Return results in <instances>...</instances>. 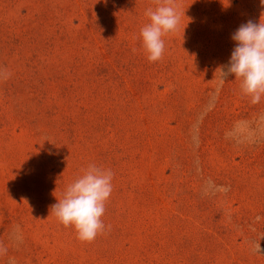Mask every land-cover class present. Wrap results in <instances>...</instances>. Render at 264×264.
<instances>
[{
	"label": "rangeland",
	"instance_id": "1",
	"mask_svg": "<svg viewBox=\"0 0 264 264\" xmlns=\"http://www.w3.org/2000/svg\"><path fill=\"white\" fill-rule=\"evenodd\" d=\"M156 0H0V264H264V95L219 68L260 0H176L162 59ZM95 164L105 229L50 214Z\"/></svg>",
	"mask_w": 264,
	"mask_h": 264
},
{
	"label": "clouds",
	"instance_id": "2",
	"mask_svg": "<svg viewBox=\"0 0 264 264\" xmlns=\"http://www.w3.org/2000/svg\"><path fill=\"white\" fill-rule=\"evenodd\" d=\"M156 2L155 9L146 11L148 22L140 30L142 48L150 63L162 59L164 37L175 32L180 22L176 0ZM260 4L264 7V0ZM231 40L235 46L228 63L218 69L220 83L234 77L232 81H239L241 93L258 103L264 95V22L261 18L259 22L249 19L236 29ZM112 180L110 169L89 165L67 186L63 198L50 206V214L65 228H73L79 241L92 242L105 229L102 217L113 190Z\"/></svg>",
	"mask_w": 264,
	"mask_h": 264
}]
</instances>
